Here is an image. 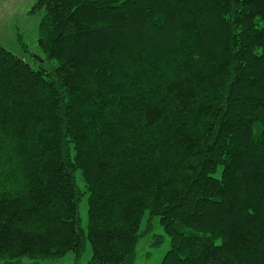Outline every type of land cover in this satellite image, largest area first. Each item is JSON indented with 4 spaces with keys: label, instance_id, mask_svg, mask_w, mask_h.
Wrapping results in <instances>:
<instances>
[{
    "label": "trees",
    "instance_id": "obj_1",
    "mask_svg": "<svg viewBox=\"0 0 264 264\" xmlns=\"http://www.w3.org/2000/svg\"><path fill=\"white\" fill-rule=\"evenodd\" d=\"M33 9L44 63L0 44V264H135L147 210L160 264H264V0Z\"/></svg>",
    "mask_w": 264,
    "mask_h": 264
},
{
    "label": "rangeland",
    "instance_id": "obj_2",
    "mask_svg": "<svg viewBox=\"0 0 264 264\" xmlns=\"http://www.w3.org/2000/svg\"><path fill=\"white\" fill-rule=\"evenodd\" d=\"M36 0H0V44L13 53L24 57L34 68L43 64L44 53L39 46V28L43 11L34 10ZM83 184L80 174L77 175ZM82 226L86 228L88 221L87 196L80 203ZM140 231L143 233L137 246L135 264H160L170 248V237L165 232L158 215L145 211ZM162 237L159 245H154L157 238ZM91 258L90 244L81 258V264H86ZM42 264H75V256L69 252L63 257L45 260Z\"/></svg>",
    "mask_w": 264,
    "mask_h": 264
}]
</instances>
